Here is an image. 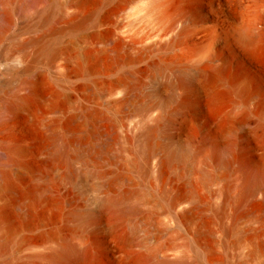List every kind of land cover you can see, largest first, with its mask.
Masks as SVG:
<instances>
[{
	"label": "bare ground",
	"instance_id": "bare-ground-1",
	"mask_svg": "<svg viewBox=\"0 0 264 264\" xmlns=\"http://www.w3.org/2000/svg\"><path fill=\"white\" fill-rule=\"evenodd\" d=\"M169 1H154L148 9L159 25H167L164 35L169 38L164 47L183 50L187 37L204 35L219 52L203 45L193 50L194 62H155L137 83L133 75H123L97 86L93 96L111 98L120 109L110 134L121 152H129L130 160L119 163L130 169L138 183L128 179L129 188L117 191L114 188L125 183V178L106 179L93 171L81 145L56 142L51 149L53 175L43 177L35 196L42 195L50 206L46 191L53 185L69 187L80 205L61 213L71 224L70 235L62 237L54 230L39 235L34 258L40 264H96L100 250L92 240L96 236L108 239L105 245L115 264H134L131 253L148 259V264H189L171 258L153 232L182 239L196 264H213L204 258L211 247L190 240L184 226L197 220L199 207L206 203L224 241L225 256L216 264H258L263 257L262 246L255 240L264 234V222L252 204L264 203V1L240 0L231 7L221 0L216 18H204L208 29L199 25L203 18L194 15L193 5L168 9ZM55 6L61 19L62 4ZM79 6L77 2L72 8L59 35L74 37L95 25V12L84 14ZM34 42L35 60L43 58L52 66L60 56V41L41 38ZM203 55L207 59H201ZM129 63L135 62H119L118 67ZM67 100L68 95L56 93L48 112L61 111ZM15 106L27 108L23 100ZM86 117L98 118L96 112ZM70 147L75 153L68 158ZM20 153L19 148L0 151V189H15L11 171ZM109 214L115 216L114 221L107 220ZM159 217L169 224L157 232ZM242 223L257 224V228L243 234ZM0 227L5 236L13 230L4 212H0ZM116 231L123 233L120 242L113 237ZM198 232L210 234L207 229ZM244 247L251 250L242 258Z\"/></svg>",
	"mask_w": 264,
	"mask_h": 264
},
{
	"label": "rangeland",
	"instance_id": "rangeland-1",
	"mask_svg": "<svg viewBox=\"0 0 264 264\" xmlns=\"http://www.w3.org/2000/svg\"><path fill=\"white\" fill-rule=\"evenodd\" d=\"M154 1L160 0H72V3L69 0H0V151L11 148L21 150L14 159L15 165L11 171L15 189H0V212L5 213L13 228L5 236L3 227H0V242L4 243L0 249V264H40L34 258L37 252L34 243L38 241L39 235L54 230L66 237L72 232L71 224L61 216V213L80 205L72 189L56 185L49 188L46 195L50 199V206L44 203L42 195L35 196L43 177L53 175L51 149L56 142L72 143L74 147L81 145L89 154L92 170L106 179L115 176L125 178V183L115 187V190L129 188L128 179L138 183L130 169L119 163L121 159L130 160L129 152H121L110 134L112 120L117 118L120 109L112 103L111 98L96 99L93 93L97 86H104L123 75H133L137 83L155 62H194L196 58L192 56L193 50L203 45L211 46L213 53L219 52L212 39L204 35L196 39L187 37L183 50L172 51L164 47L169 38L164 35L167 25H159L148 15V9ZM220 1L170 0L167 7L193 5L196 8L194 15L203 18L199 25L204 26L202 29H208L205 28L208 24L204 18H216ZM223 1L233 7L240 0ZM77 2L80 3L78 9L84 14L95 12V25H88L74 37L59 35L57 31L66 27ZM58 3L62 4L64 14L61 19L55 6ZM46 16L47 20L44 21ZM41 38L51 42L60 41V56L52 66L43 58L35 60L37 43L34 41ZM70 41L73 45L69 44ZM201 59H207V55ZM119 62L135 63L120 68ZM27 67L28 70L24 71ZM33 86L35 91L32 90ZM56 93L68 95V100L60 108L61 111L56 109L55 113H49L47 107L54 105ZM17 100L25 101L27 108L16 107ZM95 112L98 117L96 121L86 117ZM119 135L122 138L123 134ZM70 150L66 154L68 158L75 153L73 148L70 147ZM58 164L63 167L64 160ZM210 206L207 203L200 206L197 220L184 226L190 240L211 247L204 258L216 264L225 256L224 241L219 222ZM252 208L260 211L264 222V203L252 204ZM147 210L150 208L147 207ZM47 216L52 219L49 220ZM114 219L112 214L107 216L109 221ZM149 219L155 222L152 217ZM156 220L157 232L169 224L165 217ZM28 222L30 225L27 226ZM252 228L256 229L257 224L254 227L241 224L243 234ZM198 229H207L210 234L201 236ZM152 235L166 246L171 258L196 264L182 239H171L161 232H153ZM113 237L120 242L123 233L116 231ZM92 240L100 249L95 263L115 264L105 245L108 239L96 236ZM255 241L262 246L263 253L258 264H264V234ZM250 250L251 247H244L242 258ZM131 257L134 264H148V259L140 258L136 253H131Z\"/></svg>",
	"mask_w": 264,
	"mask_h": 264
}]
</instances>
